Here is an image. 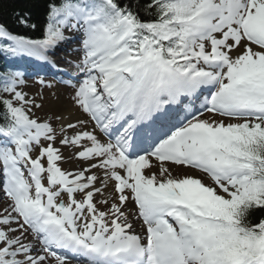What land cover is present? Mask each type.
<instances>
[{
    "label": "snow or ice",
    "instance_id": "1",
    "mask_svg": "<svg viewBox=\"0 0 264 264\" xmlns=\"http://www.w3.org/2000/svg\"><path fill=\"white\" fill-rule=\"evenodd\" d=\"M0 57V264H264V0H47Z\"/></svg>",
    "mask_w": 264,
    "mask_h": 264
},
{
    "label": "trees",
    "instance_id": "2",
    "mask_svg": "<svg viewBox=\"0 0 264 264\" xmlns=\"http://www.w3.org/2000/svg\"><path fill=\"white\" fill-rule=\"evenodd\" d=\"M141 4L144 0H140ZM47 0H0V23H3L13 33L24 34L32 38H38L43 27ZM30 16V22L35 23L37 28H24L17 23V15ZM143 15V14H142ZM10 61L0 57V67L8 66ZM24 66L25 61H18ZM264 213L255 212V216Z\"/></svg>",
    "mask_w": 264,
    "mask_h": 264
},
{
    "label": "rangeland",
    "instance_id": "3",
    "mask_svg": "<svg viewBox=\"0 0 264 264\" xmlns=\"http://www.w3.org/2000/svg\"><path fill=\"white\" fill-rule=\"evenodd\" d=\"M76 47L75 44L62 46L61 50L56 53L55 57H64V58H75L76 53L73 49ZM47 82L51 83L52 88H43L41 89L37 84H35V77H32L27 80L24 91H26L29 95H34L37 98V102L42 104V108L39 110L34 109L33 111L36 113L38 117H46L53 114V104L66 103L70 109H74L72 107L71 101L69 99L70 91L66 87L59 86L57 84V80L55 78H46ZM42 96V99L40 98ZM75 110V109H74ZM76 111V110H75ZM68 116H66L67 118ZM55 127H59L58 122H54ZM63 167L66 169H72L75 167L74 162H65Z\"/></svg>",
    "mask_w": 264,
    "mask_h": 264
},
{
    "label": "bare ground",
    "instance_id": "4",
    "mask_svg": "<svg viewBox=\"0 0 264 264\" xmlns=\"http://www.w3.org/2000/svg\"><path fill=\"white\" fill-rule=\"evenodd\" d=\"M57 61V64L60 65L61 69H64L62 67H66V64L64 63L67 59L69 58H64V57H59V58H55ZM59 104H53V114H59V115H63L64 117L68 116L65 120V122H67L68 119L70 120H75L78 116L79 113L77 111H75L74 109H70L67 106H69L66 103H60ZM137 230L139 231V226H137Z\"/></svg>",
    "mask_w": 264,
    "mask_h": 264
}]
</instances>
